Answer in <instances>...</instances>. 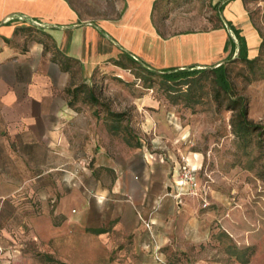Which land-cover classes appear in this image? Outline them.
<instances>
[{
	"label": "crops",
	"instance_id": "obj_1",
	"mask_svg": "<svg viewBox=\"0 0 264 264\" xmlns=\"http://www.w3.org/2000/svg\"><path fill=\"white\" fill-rule=\"evenodd\" d=\"M154 1L129 0L123 19L147 30L146 51L133 49L140 61L162 71L198 67L224 52L227 35L218 31L161 37L151 23ZM225 5L226 20L240 29L253 57L259 39L242 25L244 0ZM125 25L80 19L66 0H0V264H14L11 253L27 237L53 240L55 220L72 211L91 235L130 236L135 253L168 243L172 231L195 234L198 206L176 196L177 152L129 146L117 129L69 104V87L78 80L118 61L122 52L136 57L121 45ZM77 155H83L82 166ZM12 232L18 239L5 242Z\"/></svg>",
	"mask_w": 264,
	"mask_h": 264
},
{
	"label": "rangeland",
	"instance_id": "obj_2",
	"mask_svg": "<svg viewBox=\"0 0 264 264\" xmlns=\"http://www.w3.org/2000/svg\"><path fill=\"white\" fill-rule=\"evenodd\" d=\"M66 1L80 19L129 23L120 30L122 47L136 57L133 49L146 51L145 26L133 28L132 21H123L129 0ZM228 1L155 0L151 23L164 38L191 39L218 31L228 39ZM244 7L242 25L251 26L259 39L256 54L247 53L253 60L239 59V49L232 51L228 43L214 60L197 63V68L222 64L227 80L223 86L210 72L165 83L119 54L125 67L111 61L78 80V91L68 90L76 111L88 112L108 127L115 121L110 113H121L117 132L129 146L156 154L170 148L180 163L187 158L196 167L194 193H176L198 206L195 234L172 231L171 241L161 245L148 234L153 247L147 242L142 253H135L130 236L114 232L103 240L91 235L72 211L70 218L55 220L58 235L53 240L27 237L25 245L16 247L11 253L14 264H264V0H244ZM231 37L238 42L232 30ZM243 118L254 130L238 136L232 122ZM80 156L74 161L82 166ZM71 175L79 180L77 173ZM141 223L149 230V223ZM10 234L5 242L18 239Z\"/></svg>",
	"mask_w": 264,
	"mask_h": 264
},
{
	"label": "trees",
	"instance_id": "obj_3",
	"mask_svg": "<svg viewBox=\"0 0 264 264\" xmlns=\"http://www.w3.org/2000/svg\"><path fill=\"white\" fill-rule=\"evenodd\" d=\"M228 24H229V28L236 36L238 42L236 43L233 40V38L230 35H228L226 45L230 43L232 51H234L236 48L239 49V55H238L239 59L244 61H252L253 59H249L247 57V45H246L245 37L240 33V29L236 28L230 21H228ZM101 32L103 31L101 30ZM226 45H225V49H226ZM122 54L126 57L128 61L141 65V63L137 59H135L132 54H128L126 52H122ZM114 62H115L114 64H117L118 66L125 67V65L123 63H120V61H114ZM140 67L143 68L149 74L157 75L161 77V80L165 83L177 82L178 80L189 78L191 76H196L200 73H205V72H210L211 74H213L222 86L227 82L225 70L222 64L210 68H197L196 65H190L181 69L177 67H170L167 69H163L161 72H158L156 69L153 68L145 67L143 65ZM79 88L80 87L77 86L75 87L74 90L78 91ZM232 103L234 105H240V103H237L236 101H233ZM243 110L245 111V109ZM244 111L242 117L244 116ZM110 114L115 118V121L111 123L110 127L112 129H118V120L122 116V114L121 113H110ZM232 124L234 127V131L238 136H245L254 130L253 126L250 125L244 118L238 120L236 119L235 121L232 122Z\"/></svg>",
	"mask_w": 264,
	"mask_h": 264
},
{
	"label": "built area",
	"instance_id": "obj_4",
	"mask_svg": "<svg viewBox=\"0 0 264 264\" xmlns=\"http://www.w3.org/2000/svg\"><path fill=\"white\" fill-rule=\"evenodd\" d=\"M37 25V22H35ZM196 167L189 162L187 158H182V161L179 166V172H178V180H177V186H178V196L183 194H193L196 190V177L195 172ZM184 190V192L182 191ZM148 226V224H146Z\"/></svg>",
	"mask_w": 264,
	"mask_h": 264
},
{
	"label": "water",
	"instance_id": "obj_5",
	"mask_svg": "<svg viewBox=\"0 0 264 264\" xmlns=\"http://www.w3.org/2000/svg\"><path fill=\"white\" fill-rule=\"evenodd\" d=\"M227 29H228V31H229V35L231 36V29L229 28V26H227ZM101 31V30H100ZM102 33H104V32H102ZM233 38V40L237 43V41L234 39V37H232ZM135 59H137V57H134ZM143 66H145V67H148V68H151V67H149L148 65H146L145 63H143L142 61H140L139 59H137ZM202 67V66H201ZM210 67H212V66H210ZM209 67V68H210ZM203 68H207V67H203ZM181 69V68H180ZM158 71V70H157ZM158 72H161V71H158Z\"/></svg>",
	"mask_w": 264,
	"mask_h": 264
},
{
	"label": "bare ground",
	"instance_id": "obj_6",
	"mask_svg": "<svg viewBox=\"0 0 264 264\" xmlns=\"http://www.w3.org/2000/svg\"><path fill=\"white\" fill-rule=\"evenodd\" d=\"M193 165V164H192Z\"/></svg>",
	"mask_w": 264,
	"mask_h": 264
}]
</instances>
